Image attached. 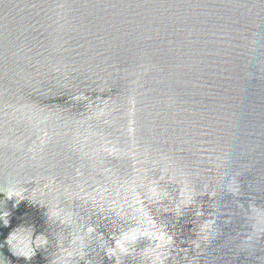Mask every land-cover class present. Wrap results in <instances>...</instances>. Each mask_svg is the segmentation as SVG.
<instances>
[{
	"label": "water",
	"instance_id": "water-1",
	"mask_svg": "<svg viewBox=\"0 0 264 264\" xmlns=\"http://www.w3.org/2000/svg\"><path fill=\"white\" fill-rule=\"evenodd\" d=\"M0 264H264V0H0Z\"/></svg>",
	"mask_w": 264,
	"mask_h": 264
}]
</instances>
